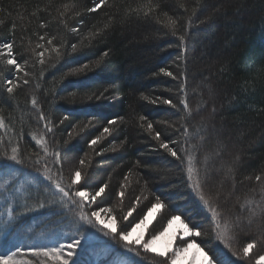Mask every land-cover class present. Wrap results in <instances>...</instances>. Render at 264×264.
<instances>
[{
	"label": "trees",
	"instance_id": "16d2710c",
	"mask_svg": "<svg viewBox=\"0 0 264 264\" xmlns=\"http://www.w3.org/2000/svg\"><path fill=\"white\" fill-rule=\"evenodd\" d=\"M97 2L0 0V43L14 41L17 60L26 61L29 72V83L24 84L23 73L18 74L19 86L9 94L5 81L17 74L0 60V119L4 121L0 134L13 143L19 139L22 154L39 159L42 165L47 161L51 175L61 177L65 185L77 169L87 174L92 185L107 184L105 193L92 203V209L86 205L85 212L98 210V206L109 208L120 229L133 226V219L142 210L146 214L159 197L164 203L158 221L161 227L173 214L190 209L191 222L181 218L190 226H198L201 235L195 240L210 256L211 247L224 264H251L252 255L240 258L242 246L261 241L252 253L264 255V191H254L264 182V0H108L97 12H89ZM189 19L193 21L191 27ZM171 21H175L176 35L169 26ZM42 35L44 41L39 39ZM180 35H185L186 52L178 46ZM48 39L52 45L47 44ZM41 43L48 49L43 65L38 57L44 51L38 47ZM53 48H60L59 58ZM105 51L107 56H103ZM85 63L89 68L79 71ZM161 67L172 71L177 79L157 75ZM161 97L178 107L164 105L158 100ZM212 97L219 104L216 113L210 103ZM182 100L187 101L188 110H184ZM107 118H117L112 134L88 147L90 139L108 126ZM209 120L211 130H207ZM148 123L161 132V139L179 141L170 146L187 149L194 157V177L198 173L205 199L216 208L215 220L200 207L197 193L186 183V166L159 148L147 130ZM185 126L187 141L177 131ZM233 135L238 137L242 153L238 161L226 158ZM37 140L48 144V155ZM115 144L121 145L119 151H112ZM53 151L59 154L58 164ZM81 159L85 160L83 166ZM226 162L231 169L235 166L234 180L215 173ZM27 171L35 174L33 168ZM257 175L261 181H256ZM218 180L225 187L234 181L232 189L238 197L247 186L243 201L230 209L240 218L251 219V238L247 239L245 230L233 220L224 219L223 210L228 209L229 202L220 199L215 203L211 198L209 192L218 188ZM122 185L125 195L121 199ZM25 188L28 185L21 188L18 197L39 195L52 208L21 216L13 223L15 231L10 236H18L28 227L37 226L38 233L46 227L58 229L77 214L65 205L67 217L52 215L58 197L43 181L34 180L29 192ZM27 202L36 204L35 199ZM133 206V216L123 219ZM84 226L88 234L93 233L90 226ZM103 238L101 245L91 247L93 254H105L100 262L159 264L161 260L152 255H121L119 246L111 250L112 242ZM221 240L231 251L223 248ZM88 257L84 252L81 261Z\"/></svg>",
	"mask_w": 264,
	"mask_h": 264
},
{
	"label": "snow or ice",
	"instance_id": "6c2138e0",
	"mask_svg": "<svg viewBox=\"0 0 264 264\" xmlns=\"http://www.w3.org/2000/svg\"><path fill=\"white\" fill-rule=\"evenodd\" d=\"M108 0H98V2L91 8L88 9L89 12H97L100 8H103ZM187 10V9H185ZM147 15V13H145ZM193 21L189 19V27ZM43 26V25H41ZM172 29L173 35H176L175 31V21H171L169 25ZM15 26L13 25V28ZM41 41L45 40V36H40ZM180 41V46L182 51L186 52L185 46V35H180L178 37ZM48 45H52V39L47 40ZM39 48L44 49L38 53L39 63L43 65L45 63L44 56L45 45L43 43L38 45ZM57 58L61 56L60 48H53ZM72 51H76V46H72ZM108 52L105 51L103 56H107ZM0 60H3L6 66H10L14 69V72L17 74L14 78L7 79L6 82V92L11 94L14 89L19 85L17 80L19 79L20 73H23L25 79H23L24 84H28L29 80L26 77L29 76V72L25 70L26 61H18L17 53L14 51V41H5L0 43ZM100 61L97 60L98 64ZM89 64L85 63L82 65L79 71L83 69H88ZM162 74L165 77H170L173 80L177 79V76L167 68L161 67L157 75ZM2 75V74H0ZM186 79V77H185ZM183 91V87L181 88ZM161 100L164 105H169L172 108H177V104H174L171 99L158 98ZM157 101H153L156 103ZM183 105L184 110H188L189 105L186 100L180 102ZM32 104L35 105L36 101L33 100ZM190 115V113H189ZM94 118V117H93ZM44 119V117H41ZM64 119H68V115L64 116ZM141 119L145 117L141 116ZM63 121H61L62 123ZM91 123V120H89ZM117 123V118H107V125L105 126L101 134L90 139L88 142V147H93L98 145L101 141V138L106 135H111L113 128L112 125ZM4 121L0 119V128H3ZM87 126V125H86ZM45 127L50 132L52 129L46 124ZM147 130L152 135L153 139L156 140L159 144V148L163 150L164 153H167L173 157L176 161L180 162L182 167L186 166L187 174L185 181L188 185L191 186L192 190L197 193L198 200L197 203L200 204L201 208H206L207 212L210 213V219L215 220L218 216L216 208L213 207L209 200L205 199L204 193L201 191V180L198 173L194 177L195 161L194 157L183 148H173L170 146L173 143H179V141L172 139H161V132L153 129V124H147ZM180 136L185 137L187 141L188 137V128L185 126L183 130H177ZM37 145H40L44 155L49 154L48 144L42 140L36 141ZM53 160L58 164V152L53 151L51 153ZM80 165H85V160L81 159L79 161ZM33 168L35 174L28 172L27 169ZM43 169V171L41 170ZM58 171L62 172V168H58ZM131 175V173H129ZM127 179V177H125ZM256 181H261V176L257 175L255 177ZM44 182V186L53 190L52 195L58 197L54 201L56 205L53 208L51 214L61 217H67L68 212L64 211V206H68V211L76 210L77 214L72 218L71 223L76 227V233L73 235L64 236L62 239L57 240L55 244L51 245H40V246H24V245H15L12 248L7 249L6 251H0V264H78V257L81 252L85 251V246L88 243L87 229H82L83 225H88L91 228L95 229L96 233H100L103 237L108 238L112 242V247L114 249L119 246L121 255L124 254H134L135 256L141 255V250L143 253H154L157 257L162 259L159 261V264H179V261L187 258V254L193 248H199V245L193 242H187L183 240V237H199L201 232L196 230L197 225L193 224L190 228L188 224H184V230L182 233V243L184 246L177 247L175 250L172 249V241L168 240L164 243L163 247L158 249L156 246L161 241H164L165 237L168 236L169 229L176 221H181V216H184L186 219L191 222L192 217L189 215L190 209L187 211L180 212L179 214H173L170 219H167V226L163 227L162 230L158 231L153 229V234L145 239L143 232L137 234V230L145 227L147 225L148 218L152 216L153 212L157 209L163 208L164 203L161 202L160 198L157 197L156 202L152 205L150 209L147 210L146 214L142 210L137 216L138 222H133L135 226L126 225L123 228L118 230L116 217L113 215L111 220L102 218V213L107 212L111 214V209L105 208L103 206H98V210L91 211L90 213L85 212L86 204L94 202L98 197L105 193L107 184L102 185H92L90 180L87 179V174L82 175V171L77 169L70 177V182L65 185L61 177H53L48 170V162L44 161L43 165L39 159L32 160L29 157H25L21 151V145L19 139L13 143L10 139L6 140L4 134H0V240L7 239L8 236L14 233L12 227L13 223L21 216H26L30 213L37 212L40 209L46 207L52 208V205L47 202L41 201L39 195L32 196L26 195L23 198L18 197V193L21 191V188L24 185H28V188H25V192H29L33 181ZM122 190L119 192L121 199L124 197L125 193L123 191L124 185L121 186ZM264 191V190H262ZM29 199H35L36 204L31 205L27 201ZM136 205L140 203L139 198L136 200ZM136 210L135 206L129 209V211L124 215L123 219L127 220L128 217L132 216L133 212ZM173 212H176V209H173ZM183 223V221H181ZM163 224V222H162ZM216 227L220 228V224L217 221ZM223 244V248L231 251V248L227 243H224L223 240L220 241ZM216 247H219L217 245ZM256 247V242L251 241L246 244L243 248V256L241 259L247 258L251 251ZM203 251V249H200ZM209 252L212 253L209 256V264H224V261L220 259L217 255V252L213 248H209ZM208 256V252L205 253ZM233 256L237 254L232 252ZM30 256L31 258H25ZM196 257L193 256L192 262L195 264ZM101 264H113L112 260H106L101 262ZM129 264H135V261H129ZM255 264H264V255H260L259 258L255 261Z\"/></svg>",
	"mask_w": 264,
	"mask_h": 264
},
{
	"label": "rangeland",
	"instance_id": "374dc122",
	"mask_svg": "<svg viewBox=\"0 0 264 264\" xmlns=\"http://www.w3.org/2000/svg\"><path fill=\"white\" fill-rule=\"evenodd\" d=\"M207 95H208V93H207ZM210 103H211V105L215 106V113H216L219 110V104L217 103V101L215 102L213 97L211 98ZM217 127L219 129L220 124ZM211 129H213V125H212L211 120H209L207 122V130H211ZM229 143H230L229 144V147H230L229 151L230 152L228 154H226V158L228 160H231V161L232 160L238 161L239 159L242 158V153H241L240 148L238 146V137L233 135ZM120 149H121V145L115 144L114 147L112 148V151L116 152V151H119ZM225 164H227V162L223 163L222 167L215 172V173H217L216 175L220 176V178H223V179H224V177L230 178L228 176H231V178L233 179L236 176V172H235V168H234L235 166L233 167V169H231V168H229V166L227 167V165H225ZM229 183H230V186L225 187V186H222L218 180V182H216V185L218 188L215 191H212L209 193L211 194V198L213 199V201L215 200V203H217L220 199L221 200L225 199V201L227 203L229 202V205L227 207L228 209H226V211L223 210L224 219L229 220V221L233 220L234 223H237V227L240 228L241 230H245V237L247 239H249V238H251V236H253L252 234L254 232V231H251V227L253 226V222H251V219H248V217L247 218H245V217L240 218L239 215L235 213V211L230 209V208H232V205L236 204V206H238L241 203L240 202L241 199L243 201V198L245 197V192H246L245 190H247V186H244V188L241 190L242 196L238 197V196H236L237 194H234L233 189H232V187H234V181L230 180ZM259 185L254 190L256 192V194H258L259 190H261V189L263 190L264 182L262 183V185H260V186ZM217 191H219V192H217ZM242 192L244 193V195ZM237 193H238V191H237ZM251 193L253 194V191ZM249 194L250 193H248V195ZM92 203L93 202L86 204V205L90 206L92 209V207H93ZM0 211H2V209H0ZM161 211H162V208L157 209L155 212H153L152 216L148 218L147 225L145 227H142L141 229H138L137 234L143 232L145 239H148L153 234V229H156L157 232L162 230L163 227H161V224L158 223L159 219L161 218L160 217ZM90 212H91V210L89 211V213ZM132 216H133V214H132ZM111 217H112V215L107 213V212L102 213V218H106L107 220L110 221ZM134 221L138 222L137 216L135 217V219H133V222ZM181 221H183V223H181ZM181 221H176L172 225L171 229H169L168 236L165 237L164 241H161L156 246L158 249L162 248L164 243L167 242L168 240L172 241V249L173 250H175L177 247L184 246L182 243V233L184 230V224H188V223L185 220H183L182 218H181ZM86 226H88V225H86ZM86 226H84V227L86 228ZM133 226H135V225L133 224ZM166 226H167V224L164 227H166ZM188 226L190 228L192 227L189 224H188ZM36 227L37 226L32 227V229L30 227H28L24 231L18 233V236H16V235L15 236H8L7 239L0 240V251H6L7 249L14 247L15 245H24V246H29V247L33 246V245H36V246L51 245V244H55L57 242V240L62 239L64 236L73 235L76 233V227L71 222L66 223L65 226L64 225L58 226V229L51 228V227H49V229L47 227L42 228L39 233H38V231L35 232ZM117 227L119 230L120 225L118 224V222H117ZM91 231H93V233H91V234L86 233L88 235V243L85 246V251L81 252L79 257H78V264H101L100 259L106 258L105 254H102V253L93 254L92 253L91 247H94L96 245H101L104 242V238L100 233H99V236H97L98 233L95 232V229L92 228ZM195 239H196V237H183V240H186L187 242L195 241L199 245V248L191 249L189 251V253L187 254V258L180 260L179 264H193V262H192L193 256L196 257L195 264H209V258L208 257L210 255L209 254H208V256L205 255L206 250H204V248L202 246H200V244ZM260 242L261 241L256 242V246L260 247V245H261ZM109 245H111V244H109ZM242 247L244 248L245 246H242ZM200 249H203V251H201ZM111 250H113V247L111 248ZM252 251H251L249 256L252 255L253 259H250L249 262L251 264H255V261L259 258V256L261 254L256 253V255H254V253H252ZM84 252L89 254V257L87 258V260L81 261L82 255ZM106 254H108V252ZM141 254L143 256L152 255L154 257H157L154 253H143L142 250H141ZM25 258H31V257L26 256Z\"/></svg>",
	"mask_w": 264,
	"mask_h": 264
}]
</instances>
